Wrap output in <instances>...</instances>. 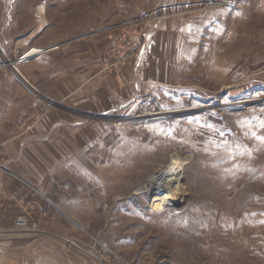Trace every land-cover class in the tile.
I'll return each instance as SVG.
<instances>
[{"label": "rangeland", "instance_id": "1", "mask_svg": "<svg viewBox=\"0 0 264 264\" xmlns=\"http://www.w3.org/2000/svg\"><path fill=\"white\" fill-rule=\"evenodd\" d=\"M131 35L142 97L59 109L108 107L75 82L87 43L62 44L117 76ZM0 145V264H264V0H0ZM169 167L172 198L140 189Z\"/></svg>", "mask_w": 264, "mask_h": 264}, {"label": "crops", "instance_id": "2", "mask_svg": "<svg viewBox=\"0 0 264 264\" xmlns=\"http://www.w3.org/2000/svg\"><path fill=\"white\" fill-rule=\"evenodd\" d=\"M88 40L84 39L83 37H79L63 43L62 48L69 51V49L71 50L79 46H83L82 44H84V42L87 43V49L79 50L73 53V60L77 62L76 66H78L80 69L79 73L77 74L78 81L75 82H79L81 83L80 85H83L80 86V95L83 101L84 99H86L87 101H93L94 103L99 102L104 106L108 105V107L101 112L76 110V108L72 109L71 107L63 104H60L58 108H67L76 113L85 115H106V111L111 110L112 105H114L113 100H116V97H118V95H123V99H125V102L123 101L124 104H131L136 99L142 97L141 91L142 89H144V46L142 47L138 55L133 56L130 60H128L121 66L120 74H118L117 76H113L107 72H98L100 70L101 63L100 59L98 58L96 41L94 42V39ZM69 58H71L69 57V54H66V56H64L65 61L69 60ZM86 80H88L89 82H84ZM73 84L75 83L73 82ZM6 191H9L8 177L7 175H4L0 172V227H5L4 216L7 213H14V211L16 210L12 208L13 205L10 198L2 197L3 195H6ZM11 224L12 221H9V225Z\"/></svg>", "mask_w": 264, "mask_h": 264}, {"label": "bare ground", "instance_id": "3", "mask_svg": "<svg viewBox=\"0 0 264 264\" xmlns=\"http://www.w3.org/2000/svg\"><path fill=\"white\" fill-rule=\"evenodd\" d=\"M45 51H46L45 49L33 47L32 49L28 50L25 53V56H23V58H22V60H20V62L25 61V60L27 61V59L38 56L39 54H42ZM14 67L16 69L15 74L19 78V80L22 81L27 87L31 86V84L28 82L27 78L20 71L17 70V68H18L17 64H14ZM154 114H159V112H156ZM166 171L169 173H165L166 174L165 178L162 177V179H161V177L159 175L150 176L149 181L146 184H144L140 189L141 190L145 189L147 191H150L154 195L159 194L160 198L161 197L172 198L173 195L176 193L174 191H176L175 186H176V181H177V176H178L177 173L178 172L176 171L175 168H171V167H169V169Z\"/></svg>", "mask_w": 264, "mask_h": 264}, {"label": "built area", "instance_id": "4", "mask_svg": "<svg viewBox=\"0 0 264 264\" xmlns=\"http://www.w3.org/2000/svg\"><path fill=\"white\" fill-rule=\"evenodd\" d=\"M141 35H131L130 38L121 36L118 38H113L111 41L112 44V53H114L118 47V45L121 43V47H119V50H121L118 61L125 60L128 56L133 54L137 50H141L143 47V40ZM110 55V54H109ZM16 224L19 228H26L31 225L30 220L28 219L26 214H21L18 216Z\"/></svg>", "mask_w": 264, "mask_h": 264}, {"label": "water", "instance_id": "5", "mask_svg": "<svg viewBox=\"0 0 264 264\" xmlns=\"http://www.w3.org/2000/svg\"><path fill=\"white\" fill-rule=\"evenodd\" d=\"M64 109H66L69 112L75 113V114L83 115V114H80V113H76L74 111H71V110H69L67 108H64ZM84 116H87L88 119H94V120H101V119L109 118L107 115H101V114H97V115H85L84 114Z\"/></svg>", "mask_w": 264, "mask_h": 264}]
</instances>
